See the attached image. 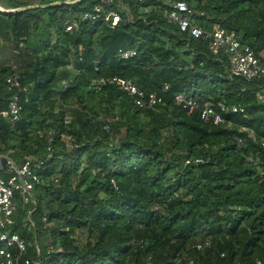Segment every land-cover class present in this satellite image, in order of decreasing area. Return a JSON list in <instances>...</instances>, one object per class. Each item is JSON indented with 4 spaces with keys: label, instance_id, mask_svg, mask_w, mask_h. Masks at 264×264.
I'll use <instances>...</instances> for the list:
<instances>
[{
    "label": "trees",
    "instance_id": "1",
    "mask_svg": "<svg viewBox=\"0 0 264 264\" xmlns=\"http://www.w3.org/2000/svg\"><path fill=\"white\" fill-rule=\"evenodd\" d=\"M67 1L0 0L13 10L0 11L1 47L11 50L0 57V109L12 94L8 76L18 73L27 88L20 119L0 116V153L43 161L35 202L15 196L11 228L28 257L264 264V102L257 98L264 78L230 77L229 57L213 53L208 35L195 37L167 16L186 3L206 33L215 24L235 31L264 65V0H117L122 21L114 28L81 19L99 0ZM74 18L78 27L67 31ZM128 50L136 54L123 58ZM115 76L163 103L138 106L108 81ZM178 94L199 108L189 111ZM206 105L224 121L204 120ZM50 246L61 251L48 253Z\"/></svg>",
    "mask_w": 264,
    "mask_h": 264
},
{
    "label": "built area",
    "instance_id": "2",
    "mask_svg": "<svg viewBox=\"0 0 264 264\" xmlns=\"http://www.w3.org/2000/svg\"><path fill=\"white\" fill-rule=\"evenodd\" d=\"M78 1L80 0L67 2L75 3ZM116 1L99 0L91 11H86L83 14L81 19L94 22L102 20L110 28L118 26L122 21V14L114 9ZM138 1L144 3L146 0ZM123 8L127 9L125 6ZM194 13L195 11L189 8L186 3L178 2L173 9L167 11V16L170 21L177 22L181 30L189 31L195 37L208 35L210 37V49L213 53L218 55L221 51H224L229 57L230 77L243 76L248 80L264 78V65L257 57L255 51L241 42L239 35L235 31L227 32L220 25L215 24L212 31L208 34L194 22L192 16ZM78 23L76 18L67 20L65 28L67 31H73L78 27ZM135 54L134 50L121 53L123 58H129ZM20 78L18 73H13L7 77L6 90L12 94L8 98L7 108L4 110L0 109V116L7 118L12 123L21 117L23 111L21 96L27 91L26 86L22 85ZM108 81L132 96L140 107H155L163 103L162 97L156 92L144 91L132 79L115 76ZM257 98L264 102V90L257 94ZM176 101L189 111L199 108L196 100L183 94H178ZM221 111L239 113L244 112V109L239 107L229 108L221 105ZM201 115L204 120L214 124H220L224 121L221 112L209 105L201 109ZM50 157L51 155L48 156V160ZM198 161L205 162L203 159ZM42 165L43 161L38 162L30 157L25 158L22 163H18L10 155L0 153V264H20L21 257H26V264H41L40 259L28 257V244L18 233L12 231L11 227L15 223V196L20 193L25 202H35L34 189L41 181L37 169ZM27 213L30 227L34 228L35 222L31 216L33 209H29ZM43 221L47 222L46 215L43 217ZM37 251L40 253L38 244ZM59 251L61 249H55L52 246L48 249V253ZM146 264L153 263L149 260ZM257 264H262V262L258 261Z\"/></svg>",
    "mask_w": 264,
    "mask_h": 264
},
{
    "label": "rangeland",
    "instance_id": "3",
    "mask_svg": "<svg viewBox=\"0 0 264 264\" xmlns=\"http://www.w3.org/2000/svg\"><path fill=\"white\" fill-rule=\"evenodd\" d=\"M1 46H3V45H2V42H0V57L4 58V56L6 57V55L8 56V54H10V51H11V50L5 49V47L2 48ZM1 48H2V49H1ZM3 49H4V50H3ZM83 239H85V238H84V235H83Z\"/></svg>",
    "mask_w": 264,
    "mask_h": 264
},
{
    "label": "water",
    "instance_id": "4",
    "mask_svg": "<svg viewBox=\"0 0 264 264\" xmlns=\"http://www.w3.org/2000/svg\"><path fill=\"white\" fill-rule=\"evenodd\" d=\"M1 11V10H0ZM13 10H11V9H4V10H2V12H5V13H7V12H12Z\"/></svg>",
    "mask_w": 264,
    "mask_h": 264
},
{
    "label": "bare ground",
    "instance_id": "5",
    "mask_svg": "<svg viewBox=\"0 0 264 264\" xmlns=\"http://www.w3.org/2000/svg\"><path fill=\"white\" fill-rule=\"evenodd\" d=\"M0 9H1V10H4V8H3V7H1V6H0Z\"/></svg>",
    "mask_w": 264,
    "mask_h": 264
},
{
    "label": "crops",
    "instance_id": "6",
    "mask_svg": "<svg viewBox=\"0 0 264 264\" xmlns=\"http://www.w3.org/2000/svg\"><path fill=\"white\" fill-rule=\"evenodd\" d=\"M5 9V8H4ZM1 10V9H0ZM2 11V10H1Z\"/></svg>",
    "mask_w": 264,
    "mask_h": 264
}]
</instances>
